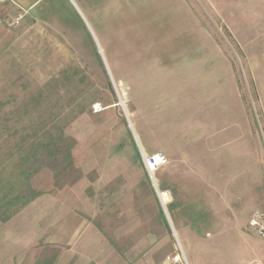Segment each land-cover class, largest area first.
<instances>
[{"label":"rangeland","instance_id":"1","mask_svg":"<svg viewBox=\"0 0 264 264\" xmlns=\"http://www.w3.org/2000/svg\"><path fill=\"white\" fill-rule=\"evenodd\" d=\"M36 11L53 42L39 64L34 54L25 87L40 94L25 113L51 169L40 188L82 223L68 264L97 263L105 218L148 195L142 155L158 153L156 182L186 197L210 189L222 233L206 242L209 264H264V237L247 229L264 214V0H40Z\"/></svg>","mask_w":264,"mask_h":264},{"label":"crops","instance_id":"2","mask_svg":"<svg viewBox=\"0 0 264 264\" xmlns=\"http://www.w3.org/2000/svg\"><path fill=\"white\" fill-rule=\"evenodd\" d=\"M39 1L0 2V264H68L82 225L72 212L67 215L66 206L58 214L56 199L39 186L41 172L51 169L42 167L41 136L34 132L39 119L25 113L35 110V95L40 94L34 82L25 87V78L35 79L34 54L39 64L42 41L48 46L53 42L49 28L40 24ZM36 71L39 79L38 65ZM146 174L141 168L144 179ZM148 179L149 184L140 182L149 186L148 195L130 198L121 220L117 205L112 221L105 218L112 222L111 244L97 239L96 264H174L176 245L188 264H209L206 242L222 233L210 189L195 187L186 197L167 182ZM94 210L101 214L100 206Z\"/></svg>","mask_w":264,"mask_h":264},{"label":"built area","instance_id":"3","mask_svg":"<svg viewBox=\"0 0 264 264\" xmlns=\"http://www.w3.org/2000/svg\"><path fill=\"white\" fill-rule=\"evenodd\" d=\"M3 0H0V2ZM143 164L149 177L162 166L167 164V159L162 154L142 155ZM247 229L256 236L264 237V214L254 211L248 219ZM174 264H188L184 256L176 255L173 258Z\"/></svg>","mask_w":264,"mask_h":264},{"label":"water","instance_id":"4","mask_svg":"<svg viewBox=\"0 0 264 264\" xmlns=\"http://www.w3.org/2000/svg\"><path fill=\"white\" fill-rule=\"evenodd\" d=\"M114 85V84H113ZM120 100V99H119ZM120 103H121V101H120Z\"/></svg>","mask_w":264,"mask_h":264}]
</instances>
